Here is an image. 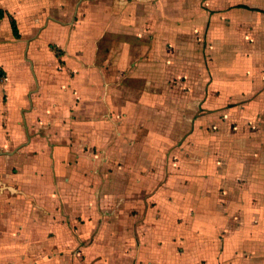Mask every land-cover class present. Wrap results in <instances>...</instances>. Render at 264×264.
Returning <instances> with one entry per match:
<instances>
[{
    "label": "crops",
    "instance_id": "crops-1",
    "mask_svg": "<svg viewBox=\"0 0 264 264\" xmlns=\"http://www.w3.org/2000/svg\"><path fill=\"white\" fill-rule=\"evenodd\" d=\"M0 7V264L201 261L206 220L210 246L235 224L264 254V129L237 144L227 127L264 115V0ZM174 134L195 150L177 175ZM231 149L251 156L217 158Z\"/></svg>",
    "mask_w": 264,
    "mask_h": 264
},
{
    "label": "rangeland",
    "instance_id": "rangeland-1",
    "mask_svg": "<svg viewBox=\"0 0 264 264\" xmlns=\"http://www.w3.org/2000/svg\"><path fill=\"white\" fill-rule=\"evenodd\" d=\"M207 58V57H205ZM6 61H8V64H9V67H10V71L12 70V73L13 75H18V71L20 72V64H21V60L18 59V53L17 51L16 52H11L9 51V53L6 54ZM208 60V58H207ZM206 66L208 67V64L206 63ZM205 71H208L209 69H206L204 68ZM176 105V103H172V107L174 108ZM226 108L227 106H223L221 109H219V113L222 114L221 117L218 118V121H217V128L219 129L220 128V125L222 124V122L227 123L226 120L228 119H224L223 118V114L225 113L226 111ZM257 121H252L250 122V120H248V122L245 120L244 122H241V124H239L238 122H235L233 121L232 119L229 121L230 123L228 124L227 123V127L233 131V132H236L238 133V137L240 139H237V140H234L233 138L230 140L231 143H239V144H243L245 143L246 141H248V135H247V132H249V130H253L254 131V134H253V131L251 132L250 136L254 137V138H259L261 137L260 134H256L255 131H261L264 129V115L260 118V119H256ZM208 130H212V126H208ZM214 130V129H213ZM236 135V134H235ZM189 136V135H188ZM188 136L187 137H184L182 140L179 141V139L177 140V138H179V135L177 136V134H174L172 135V146H171V149H170V154H169V157L171 158L172 160V164H171V170L173 172H171L172 174L171 175H177L176 173H182L180 171H182V169L184 168L182 165H177L178 162L180 161V159L186 157V159L188 160H192L193 156H194V147H189L192 148L190 150V148L186 147L185 148V144L186 142L189 140L188 139ZM262 137H264V134L262 135ZM181 139V138H180ZM179 141V142H177ZM251 141V140H250ZM227 151V150H226ZM216 153V156L217 158L219 157V160L222 161V162H225L228 160H240V163L242 164L243 162H245L246 160H249V156H251V153H250V150L249 149H244V150H241V149H236V150H232L229 152V153H223L220 152L217 154V152L215 151ZM209 155L210 152L209 151H206L203 150V155ZM230 155V157H228V155ZM219 155V156H218ZM206 157V156H205ZM215 157V155H214ZM247 165V164H246ZM222 167L224 169L227 168V166H223ZM243 168L239 163L237 164V166H231L230 167V170L234 171V173H238V171H240V169ZM247 168H249V166L247 165ZM186 170L187 172H185V175H192L194 176L195 175V171H194V168L193 166H187L186 167ZM238 170V171H237ZM242 170V169H241ZM199 174V173H198ZM239 174H245V172H239ZM239 174H236V175H239ZM235 175V179H238L239 180V176H236ZM226 189V188H225ZM229 191L230 190H233V188H228ZM204 217H207L204 216ZM208 221V222H206ZM202 223H198L196 224L197 226H202V234L204 236V239L201 240V244H202V247H201V253H202V260H194V257H198L199 258V253L197 250H193L191 252V254H188L187 255V259H191L192 258V262H187L185 264H264V254L262 256H260L258 254V250L256 248H254L255 246H251L250 247V250L247 249L246 247L242 246L241 242V236H242V231L241 230H238L237 226L235 224H232V229L231 231H227V230H224L222 229L223 231L220 233V236H219V244H218V247L215 246V244L213 246H210L209 244L211 243V240H215L214 237L211 239L210 237V223H209V220H206ZM231 225V224H230ZM228 226V225H226ZM234 226H236L234 228ZM233 235H236L235 239H233L232 242L228 243V237H231ZM222 238V239H221ZM226 238V239H225ZM210 248H213V252H215V249L217 248V260L216 261H212L211 258L212 257H209L208 255H210V251L209 249ZM216 253V252H215ZM213 257H215L213 255ZM237 261V262H236ZM76 264H80V263H76ZM91 264H94L93 262Z\"/></svg>",
    "mask_w": 264,
    "mask_h": 264
},
{
    "label": "trees",
    "instance_id": "trees-1",
    "mask_svg": "<svg viewBox=\"0 0 264 264\" xmlns=\"http://www.w3.org/2000/svg\"><path fill=\"white\" fill-rule=\"evenodd\" d=\"M4 16H5V11L0 7V19L4 18ZM11 24H12L14 34L18 36L19 31H18L16 20L14 18L11 19ZM2 75H3V72L0 70V76Z\"/></svg>",
    "mask_w": 264,
    "mask_h": 264
}]
</instances>
